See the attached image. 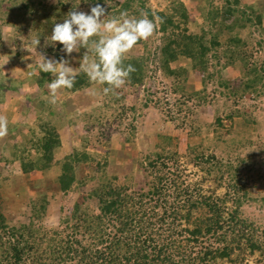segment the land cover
Returning <instances> with one entry per match:
<instances>
[{"label": "rangeland", "instance_id": "rangeland-1", "mask_svg": "<svg viewBox=\"0 0 264 264\" xmlns=\"http://www.w3.org/2000/svg\"><path fill=\"white\" fill-rule=\"evenodd\" d=\"M115 1L118 0L105 2L108 14L105 19L120 16L113 14ZM171 1L149 0V6L154 11L164 10ZM181 1L190 11L192 30L203 27L209 34V28L214 33L221 30L225 14H213L218 18L213 21L211 14L206 13L213 6L222 9L224 0ZM242 2L260 7L264 13V0ZM97 3L93 0H0V29L3 33L0 45L3 51H9L0 58V65L6 66L11 75L8 74L9 79H5L9 87L12 86L10 79L15 78L13 80L17 81L14 90L8 87L5 94L0 96V115L8 119V134L0 139V205L8 224L19 226L33 222L36 227L49 233L52 228L59 226L63 216L74 210L77 201L83 202V210L89 208L97 212V191L105 189L107 182L111 183L109 188L130 184L129 191L141 189L145 173L139 161L147 163L146 157L150 155L153 156L151 159H155L152 153L162 151L163 146H167L175 149L179 155L187 156L189 161L202 153L217 156L224 162L223 171L218 176L223 174L226 185L229 184V171L239 168L240 176L251 188L250 197L242 206L243 215L254 223L260 236L264 235V94L258 97L257 93L249 91L241 99L230 98L228 92L223 93L217 76L204 89L201 74L190 69L192 64L187 59L174 65L189 70L181 78L167 76L161 71L159 61L162 33L159 31L158 19L153 36L147 41L138 42L126 56L127 59L145 58L143 85L132 87L126 83L123 88L116 90L122 100L113 108L108 107L112 98H115L110 93L103 95L105 86L92 84V87L77 93L61 90L52 110L53 116L62 114L59 132L63 145L54 152L53 165L47 171L23 173L19 159L13 157L14 144L23 147L24 140L28 138L27 129L32 123L29 124L30 120L36 118L41 104L49 102L46 90L38 91L36 88V91L32 87V70L38 67L39 54L56 60L64 56L71 67H79L87 49L81 48L79 53L73 52L69 57L60 51L62 45L57 43L54 49L46 46L45 41L50 37L53 25L62 23L70 11L90 13L91 7ZM127 15L138 17L135 14ZM251 31V37L246 33L241 35L251 41L250 52L253 57L248 66H229L226 69L233 85L241 86L243 77L247 76V69L253 67L258 68L260 83L264 85V44L258 43L263 35L258 27ZM33 39H40V44L37 53L32 54ZM57 56L60 58L57 59ZM219 56L220 59H211V67L217 63L225 64L226 57L221 53ZM2 75L5 76V73ZM253 76L250 74V77ZM176 80L186 88L185 93L182 92L183 88L179 93L174 91L177 88ZM93 89H96V95ZM65 112L69 113V122ZM42 115L53 121L48 113ZM218 118L222 119L221 124ZM14 124L17 129L10 130L9 127ZM168 136L174 138L172 144L164 139ZM76 150L86 152L89 159L78 165V180L70 191L64 193L57 180L59 162ZM164 162L170 169H175L173 161H161ZM114 175L119 176L118 181L111 179ZM104 177L109 180L105 181ZM45 196L47 210L41 219L35 215L33 208H38V203Z\"/></svg>", "mask_w": 264, "mask_h": 264}, {"label": "trees", "instance_id": "trees-1", "mask_svg": "<svg viewBox=\"0 0 264 264\" xmlns=\"http://www.w3.org/2000/svg\"><path fill=\"white\" fill-rule=\"evenodd\" d=\"M106 1L93 0L104 7ZM113 8V14L124 12L140 18L143 13L154 23L158 19L162 33L159 61L161 71L167 76L181 78L189 70L174 65L187 59L192 64L190 69L201 74L204 89L217 76L223 93L228 92L230 98L241 99L249 91L257 93L258 97L264 94L257 67L247 69L241 86L233 85L226 72L229 66L247 67L253 57L251 41L241 35L246 33L251 37V29L258 27L263 35L258 43L264 44V13L260 7L243 4L242 0H224L222 9L213 6L206 13L211 14L213 21L218 19L216 15L225 14L221 30L214 33L209 28L210 34L203 27L197 31L191 29L190 11L181 0H172L166 9L157 11L149 6V0H118ZM2 40L0 29V42ZM8 52L0 45V58ZM220 53L226 57L225 64L211 67V59H220ZM129 64L135 71L127 83L132 87L142 86L145 58H126L124 66ZM32 71V87L36 91L46 90L49 95L47 85L52 75L40 72L38 67ZM8 74V68L0 65V96L9 87L5 83L11 76ZM13 79H10L11 90L16 88L17 81ZM177 81L174 91L179 93L183 88L185 93L186 88ZM89 87L92 84L88 77L80 73L67 91L77 93ZM110 94L115 99L112 98L108 108H113L122 97H118L116 91ZM52 108L49 102L41 104L36 118L29 122L32 123L27 129L28 138L23 139V147L14 144L13 157L19 159L25 174L51 168L54 152L63 145L59 132L62 114L53 116ZM42 113L51 115L53 121ZM68 114L65 112V118H69ZM217 121L222 123L221 118ZM14 128L17 129V125L9 127ZM164 139L172 144L174 138ZM152 154L155 159L150 155L146 157L147 163L139 161L145 173L141 189L129 191L130 184L109 188L111 183L107 182L105 189L95 193L99 200L97 212L89 208L83 210V202L77 201L74 210L63 216L59 226L49 233L33 222L10 226L0 205V264H264V235H259L254 223L242 212L251 188L240 176L239 168L229 167L232 171L226 185L223 174L218 176L224 162L215 155L202 153L189 161L187 156L167 146ZM88 159L86 152L76 150L59 162L57 180L62 192L72 189L78 180V165ZM163 160L173 161L175 169H170L166 162L161 163ZM118 177L114 175L111 179L118 181ZM38 204L33 210L42 219L47 210V197Z\"/></svg>", "mask_w": 264, "mask_h": 264}, {"label": "clouds", "instance_id": "clouds-1", "mask_svg": "<svg viewBox=\"0 0 264 264\" xmlns=\"http://www.w3.org/2000/svg\"><path fill=\"white\" fill-rule=\"evenodd\" d=\"M107 15L105 7L97 3L91 7L90 13L72 10L62 23L54 24L45 41L46 46L55 49L59 43L62 45L60 51L69 57L73 52L79 53L81 48L87 51L78 68L71 67L64 56L56 60L38 53L39 71L53 77L47 85L49 103L56 104L61 90L71 89L80 73H84L93 85H106L102 89L103 95L114 93L129 81L135 68L131 64L125 67L124 60L138 42L153 36L156 24L143 13L140 18L129 17L124 12L119 17L105 19ZM31 43V53H37L40 39H33ZM93 94H97L96 89ZM7 134L8 119L0 115V139Z\"/></svg>", "mask_w": 264, "mask_h": 264}]
</instances>
